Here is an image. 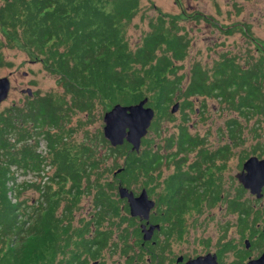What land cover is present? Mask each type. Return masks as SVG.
Masks as SVG:
<instances>
[{"label":"trees","instance_id":"16d2710c","mask_svg":"<svg viewBox=\"0 0 264 264\" xmlns=\"http://www.w3.org/2000/svg\"><path fill=\"white\" fill-rule=\"evenodd\" d=\"M140 4V0H0V68L12 66L6 50L20 46L58 77L57 90L46 94L35 91L22 105L13 103L0 112V264H40L47 253L59 252L65 228L60 224L72 220V210L82 194L92 193L95 206L112 207L109 214L119 216L125 201L116 197L119 184L131 186L132 178L138 179L144 171L149 175L155 164L162 163L164 156L149 146L144 152L149 160L141 165L138 159L143 153L132 150L128 142L111 146L102 131L94 136L87 132L85 143H71L70 137L80 123L75 116L92 112L97 99L112 107L147 97V105L155 110L149 132L159 134V120H174L172 108L179 102L180 132L177 139L170 136L166 141H179L181 147L198 141L190 135L187 124L189 112L196 111L195 97L220 96L244 116L250 111L264 116V60H257L252 69L239 66L241 73L228 65L230 58L225 64L218 62L213 77L198 62L189 72L180 73L183 67L177 62L186 58L190 38L175 19L159 14L148 23L151 29L138 45H131L127 28ZM234 94L240 95L239 102ZM237 131L241 133V129ZM37 137H44L50 148V155L45 156L52 173L45 170L41 174L46 157L38 151ZM143 142L151 143L150 137ZM98 143L105 146L103 153ZM166 157L174 159L177 155L169 153ZM107 161L111 163L105 165ZM120 162L128 167L117 172ZM14 165L23 174L34 171L37 175L35 181L17 186V202L9 196V182L17 185L18 180ZM46 173L51 175L44 181ZM180 175L168 180L170 195L176 192V197L168 198H172L170 206L178 218L188 204L202 200L194 187L186 185L187 173ZM30 187L39 193L32 210L20 200ZM241 190L236 205L244 233L250 224L245 212L251 203L243 199L245 188ZM63 199L65 208L60 214ZM220 199L211 198L214 202ZM15 239L19 245L14 244Z\"/></svg>","mask_w":264,"mask_h":264},{"label":"rangeland","instance_id":"374dc122","mask_svg":"<svg viewBox=\"0 0 264 264\" xmlns=\"http://www.w3.org/2000/svg\"><path fill=\"white\" fill-rule=\"evenodd\" d=\"M140 2V11H138L127 28L131 45L133 47L138 45L144 33L151 29L148 23L151 20L155 21L159 14L167 15V19L169 20L175 19L179 27L184 28L190 38V46L186 58L183 61L177 62V65L183 67L180 73L189 72L193 64L198 62L209 69V74L213 77L214 70L217 64H219L218 62L225 64L224 60L227 58H230L228 65L231 68L234 67L238 73H241L239 66L252 69L253 64L256 63L255 59L262 55L260 51L257 52L256 47L261 45V41L264 44V0H140ZM233 15L238 16L239 21H242L240 25H235L237 19H233ZM222 25L225 29H222ZM247 27L249 28L248 31ZM247 33L254 35L259 43L256 41L254 43ZM6 55L7 60L12 62V66L1 67L0 77L7 76L11 81V88L8 97L0 105V112L13 103L22 105L26 101V98L31 96L27 89H31L33 95L35 91L46 94L50 90L58 89L57 75L47 70L41 62L32 60L28 50L16 46L15 48L6 50ZM187 83L188 79H185V84ZM217 101L215 99L204 100L202 97L196 98L194 109H199V112H189L190 118L187 124L188 126L190 125L189 131L193 135H199L201 138H204L206 141L205 144L212 148L218 147L219 144L232 143V153L229 155L230 162H228L229 166L222 169L221 175L224 190L233 195L239 185L238 179L236 178V173L239 171V166H237L238 159L241 158L244 160L253 155L254 148H256L257 152L261 151L258 154L260 157H264V148L261 147L264 146V116L253 113L252 111L247 112V116H244L234 106L225 105ZM96 102L97 105L92 112H79L75 116L74 119L79 120L80 123L76 124L77 131L70 137L71 143H85L88 140L86 136L87 132L91 136H94L99 131L104 133V115L115 105L109 107L98 99ZM178 109L179 107L176 110L172 108L173 113L178 111ZM202 110H204V113H202ZM234 118L238 121L237 123L241 129V133L235 131L236 134H232L231 136L229 131L230 119ZM159 123L160 134L156 131H151L143 138L150 137L151 143L153 144L159 141H166L170 136L177 138L179 126L182 123V113L178 111L175 113L174 120L161 119ZM37 138H39L38 150L43 145L48 149L49 156L50 148L47 141L44 137ZM10 139L14 141L15 136L11 135ZM33 140L30 139V142H33ZM162 142L161 144H163ZM109 143L113 146L110 141ZM21 145L22 142L17 143L18 147ZM97 148H101V153H103L105 146L98 143ZM45 157L46 165L41 174H44L45 170L50 173L53 170L51 164L48 163L50 161L49 158L47 156ZM121 162L120 165H122ZM107 163L110 164L111 161L105 162V165ZM13 167L17 169L19 176L18 181H16L17 185L15 184L16 186L12 182H9L12 188L9 196L13 202H17L19 200L16 196L18 192L17 186L26 180L29 182L35 181L37 175L34 171L27 172V175H24L21 168L15 165ZM120 171L122 170L118 172ZM47 175L51 174L46 173L44 181L49 180L46 178ZM108 179H110L109 176ZM94 180L95 176L91 178L92 184ZM136 180H139V183ZM136 180L130 186L135 193L141 191V188H143L142 183L146 182L142 176ZM87 183V181H84V185H87ZM118 192L117 189L116 193ZM118 195L116 197L121 198ZM155 195H153V198H155ZM38 197L39 193L30 187L23 191L20 200L30 205L29 209L32 210V204L37 205L34 202ZM245 198H252L249 190L244 194L243 199ZM65 202L66 199H63L62 205L59 208L60 214H62L61 211L65 208ZM93 206L95 205L92 193L82 194L80 202L77 205L80 208L77 211V217L79 215L83 216L89 211H94ZM220 206V202H217L216 205L207 208L203 202V210L199 209L187 212L184 216L187 234L183 238V241H178L180 238L177 237L176 241L171 243L172 251L169 257H175L179 253L195 256L204 254L207 250L214 251L218 247L215 243L223 233V227L234 233L236 230L235 223L238 217L237 214H229L225 210V205L222 208ZM120 215H124V212L121 211ZM74 216H76V213ZM248 218L251 219L250 216ZM106 220L119 221L121 219L118 217ZM226 222L231 223V227L226 226ZM113 229L115 231L117 230L115 227ZM249 230L247 229L243 233V238L249 237ZM194 237L198 239H209L208 245L199 244V240L189 242ZM14 244H20L18 239L14 240ZM228 262L229 260L226 261V264ZM48 263L44 261L40 264Z\"/></svg>","mask_w":264,"mask_h":264},{"label":"flooded vegetation","instance_id":"af4514ba","mask_svg":"<svg viewBox=\"0 0 264 264\" xmlns=\"http://www.w3.org/2000/svg\"><path fill=\"white\" fill-rule=\"evenodd\" d=\"M234 18L237 19L235 25H240L242 23V21H239L238 16L233 15V19ZM222 29H225L223 25ZM248 30L249 28L247 27V31ZM249 33L247 34L253 42H258V39L252 34L249 35ZM256 49L257 52L260 51L262 55L255 59V61L264 60V44L262 41L261 45L257 46ZM201 97L204 98V100L215 99L222 104H228L227 101H224L226 98H220V96L215 95H203L195 97L194 99ZM227 97H229V95H227ZM238 97H240L239 94H234V99L239 102L240 100ZM177 104L178 107H180L179 102H177ZM228 105L232 106L230 103ZM203 106L205 107V105ZM195 112L198 113L199 109ZM202 113H204V110H202ZM237 122L235 118L230 119L231 124L229 123V131L231 136L232 134H236L235 131L240 130ZM190 135L198 139V141L192 146L188 143H184L182 147L179 141H176L174 144L167 141H159L153 144L143 142L142 139L141 147L138 152L143 153V157L138 159V163L142 165L149 160L144 154L146 148L149 146L154 148V152H160V154L164 156L163 161L157 166L155 164L154 169L149 171V175H147L145 171L142 173L141 176L146 182L142 183L143 188H141V191L135 193L130 186L121 183L119 186L122 185L127 187L129 191L135 193V196L146 191L149 199L154 202V206L150 208L147 217L140 215L133 216L131 214L128 198H122L125 201L119 208L120 211L124 212V215L115 217L109 214L108 211H110L112 207L108 206H93L94 211H89L83 216L79 215L77 217V211H79L80 208L76 206L72 210V220L60 224L65 227L63 229V239L61 240L63 248H59V252L57 253H47V255L44 256L45 261L47 263L50 262L48 264H185L198 257L210 255V258L215 261V264H226L227 260H229L228 264H246L251 260L260 258L264 254V186L261 190L255 189L251 191L244 187L239 175L244 170L245 162L251 156H256L259 160L264 159V157L258 155L261 151L257 152L256 148H254L253 155L244 160L241 158L238 159L237 166H239V171L236 173V178L238 179L239 185L237 190L234 191V194L231 195L223 188L221 173L222 169L229 166L228 162H230L229 155L232 153V143L219 144L218 147L212 148L206 145L205 139L201 138L199 135H193L191 132ZM161 142L163 144H161ZM261 147L264 148V146ZM169 153H175L177 157L174 159H167L166 156ZM126 166L128 167L127 163L122 164L117 169V172L119 169L122 170L126 168ZM185 172L187 173L185 179L186 185L194 187L202 200L197 203L191 202L188 204L178 218V212H173L170 206V200L176 197V192L172 191L170 195L168 180L173 176L174 178H178V176L181 178L180 173ZM135 180V178H132L130 183L133 184ZM136 181L139 183V180ZM241 187L245 188V193L249 190L253 198L247 201L251 203V207L247 209L245 213L249 214L248 216L251 217L249 220L251 221L247 228L250 229L249 237L244 238L241 229V214L236 205L237 201L240 200H237V198H240V193H242ZM154 194H156L155 198H153ZM168 195L172 198H168ZM216 196L221 197V199L217 201L221 204L220 208L225 205L226 212L232 215L237 214L238 216L234 233L223 227V233L215 243L218 247L214 251L207 250L204 254L195 256L179 253L175 257H169L172 251L171 243L176 241L177 237L180 238L178 241H183V238L187 234L184 223V216L186 213L191 210H203V202L207 208L216 205L217 202L211 200V198ZM75 213L76 216H74ZM169 215L170 218H168ZM118 217L120 219H125L124 221L106 220ZM226 224L228 227L232 225L229 222H226ZM113 227L117 230L115 231ZM150 231L151 238L146 240L145 235ZM137 232L139 234L138 237L135 236ZM196 240H199V244L206 246L209 242V239H198L196 237L192 238L189 242H194Z\"/></svg>","mask_w":264,"mask_h":264},{"label":"water","instance_id":"95a60500","mask_svg":"<svg viewBox=\"0 0 264 264\" xmlns=\"http://www.w3.org/2000/svg\"><path fill=\"white\" fill-rule=\"evenodd\" d=\"M11 88V81L7 76L0 77V105L8 97ZM29 95L33 96L31 89H27ZM148 98H144L134 104H116L111 110L104 115V135L113 146L123 145L126 141L132 145V150L139 151L142 139L149 132L152 120L155 116L153 107L147 105ZM178 108V104L173 110ZM121 170V169H119ZM247 170V171H246ZM244 187L251 191L264 186V159L259 160L256 156H251L244 164V170L239 175ZM257 179V180H256ZM121 198H128L131 214L133 216H148L150 208L154 202L149 199L146 191L135 196L133 191L125 186L120 185L118 188ZM151 238V231L145 235V239ZM211 256L198 257L190 260L185 264H215ZM246 264H264V254Z\"/></svg>","mask_w":264,"mask_h":264},{"label":"built area","instance_id":"2783aa9c","mask_svg":"<svg viewBox=\"0 0 264 264\" xmlns=\"http://www.w3.org/2000/svg\"><path fill=\"white\" fill-rule=\"evenodd\" d=\"M39 150H40V151H39ZM39 150H38V151H39V152H42V155H43V156H45V155L48 154V149H47L46 147H44L43 145H42L41 149H39ZM13 170H14V171L17 173V175H18L17 169L13 167ZM24 175H27V174H24ZM18 176H19V175H18ZM25 180H26V179H25ZM16 181H18V180H16ZM26 181H28V180H26ZM10 183H11V182H10ZM12 184L15 185V183H13V182H12Z\"/></svg>","mask_w":264,"mask_h":264},{"label":"bare ground","instance_id":"6f19581e","mask_svg":"<svg viewBox=\"0 0 264 264\" xmlns=\"http://www.w3.org/2000/svg\"><path fill=\"white\" fill-rule=\"evenodd\" d=\"M127 142V141H126Z\"/></svg>","mask_w":264,"mask_h":264}]
</instances>
